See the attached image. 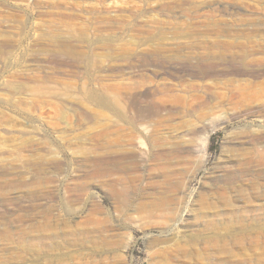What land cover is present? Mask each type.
Returning a JSON list of instances; mask_svg holds the SVG:
<instances>
[{
	"label": "rangeland",
	"instance_id": "obj_1",
	"mask_svg": "<svg viewBox=\"0 0 264 264\" xmlns=\"http://www.w3.org/2000/svg\"><path fill=\"white\" fill-rule=\"evenodd\" d=\"M258 19L262 37H242ZM262 25L264 0H0V264H264V110L248 100L264 77L245 95L234 83L250 78L237 75L246 53L264 57ZM228 26L245 48H202L234 41L215 34ZM204 66L217 75L191 76ZM165 84L198 96L186 119L206 157L172 169L185 195L164 194L147 142L141 173L157 187L125 204L117 177L93 175L92 146L132 128L116 97L131 117Z\"/></svg>",
	"mask_w": 264,
	"mask_h": 264
},
{
	"label": "bare ground",
	"instance_id": "obj_2",
	"mask_svg": "<svg viewBox=\"0 0 264 264\" xmlns=\"http://www.w3.org/2000/svg\"><path fill=\"white\" fill-rule=\"evenodd\" d=\"M221 12L226 13V11ZM227 14L232 15V11L229 9ZM260 20L261 19L250 20L248 24L250 31H243L242 37H245L248 40L253 39L256 36L261 38L262 35L259 34L261 31L258 29L260 27L258 23ZM230 27L231 26H228V29L221 28L220 31L215 32V34L219 37H234V41L226 43L214 42L213 44L206 45L202 48L204 50H210L211 53H213V50L216 48H222L226 51L236 47L242 49L245 48L237 41L239 37L238 32H234ZM262 54L264 55V49H262ZM242 59L245 63L244 66L249 67L250 71L240 68L237 71V75L240 77L245 76L250 78H248V81L240 78L241 81H234V83H238L236 88L239 92H241V95H245L246 91L244 88L242 89V81L248 82L247 85L250 87L258 86L256 81L264 77V57L258 58L256 57V53L254 51H250L249 53H246ZM165 73L174 78H177V76L181 74H178V72L170 74L171 72L164 71V74ZM215 75H217L215 68L211 66H204L198 71L191 72V76L202 80ZM165 81L167 80H164V82ZM189 90L196 93V95L198 93L211 94L209 88L204 86H200L198 88L193 85L189 88ZM190 91L187 93H190ZM158 95H160V97L156 101L155 108L147 109L145 112H132L134 116L131 117L127 116V114L123 112L124 108L121 100L116 97L114 99V104L117 107H114V105L112 106L118 112L119 117L132 128L125 135L123 134L124 136L122 137H117L115 134H111L112 132L110 134H102L104 144L100 145V143H94L92 146L91 153L92 166L94 170L93 175L99 176V174H101L109 178L117 177L116 180H113L111 185L113 189L112 191L115 196L121 197L125 204L132 200L133 195L137 196L141 194V197L148 198L151 195V193L148 192L149 188L153 187L152 189H154L157 187L155 183L150 182L151 180L149 181L150 177L148 179L141 173V170L143 169L142 164L144 162L143 158L146 154L143 147L146 146L147 142L151 148V158L153 162L156 163L155 171L159 172V174L163 177V182L162 184L159 183L158 187L162 188V193L164 194L172 192L181 194L184 193L185 195L186 187L189 182L188 179V181L186 180V173L172 169H174L176 165H180L181 162L182 164L187 161L191 163L197 153L204 156L206 155L207 148L202 147L199 149L196 145V136L200 132L197 124L191 119H186V117H189L191 114H194L195 116L198 113L200 108V106L196 104V101L199 99L197 98L198 96H194L197 100L195 99V104L191 106L185 102L187 99L186 96L179 93V91L174 87H170L168 85L159 91ZM248 98L251 102L258 103V105H260V110H264V92H255ZM103 105L107 106L105 103ZM125 106L128 109L127 113L135 109L133 103L131 102H127ZM177 118H185V120L180 124H174L173 121ZM205 133V139L208 141L211 133H207V131ZM143 138H146L147 140L144 141ZM255 140H258V138L250 140V142L253 143ZM101 151H104V153L108 156V160L103 161L104 166L101 165ZM120 152L124 155H118ZM202 155H199L197 160L196 168L198 171L202 169L205 164V160H202L201 158ZM258 159L264 162V150L259 155ZM100 166L104 167L103 170ZM229 179L230 180L226 184L225 189L233 190L234 179L232 177ZM119 185L121 187L119 189L120 192L117 191V187H119ZM119 201L121 200L119 199ZM162 202L165 203L166 201L163 200ZM163 203L153 202L152 206L158 207ZM142 208H146V205H142ZM105 243H107L106 240Z\"/></svg>",
	"mask_w": 264,
	"mask_h": 264
}]
</instances>
